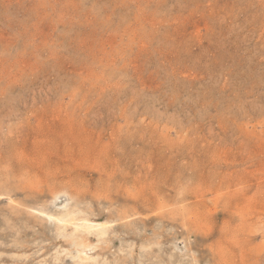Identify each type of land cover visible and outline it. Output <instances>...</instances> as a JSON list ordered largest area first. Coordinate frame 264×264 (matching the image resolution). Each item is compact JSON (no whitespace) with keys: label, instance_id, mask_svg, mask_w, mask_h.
I'll return each instance as SVG.
<instances>
[{"label":"rangeland","instance_id":"374dc122","mask_svg":"<svg viewBox=\"0 0 264 264\" xmlns=\"http://www.w3.org/2000/svg\"><path fill=\"white\" fill-rule=\"evenodd\" d=\"M81 263L264 264V0H0V264Z\"/></svg>","mask_w":264,"mask_h":264},{"label":"bare ground","instance_id":"6f19581e","mask_svg":"<svg viewBox=\"0 0 264 264\" xmlns=\"http://www.w3.org/2000/svg\"><path fill=\"white\" fill-rule=\"evenodd\" d=\"M60 198V197H59ZM69 206V205H68ZM75 210V209H74ZM72 211V210H71ZM79 213H80V210H78ZM39 212L41 214H43L44 216H47L48 219H56L57 223L58 222L61 224V225H64L65 226V229H66V226L68 227V225H70V227H72L71 225H73V223L76 221V217H74L73 215H71L70 213L68 215H64V216H53L52 214H50V212H47V211H40ZM66 212L68 213V211L66 210ZM75 216H78L79 218V215L77 214H74ZM88 219V218H87ZM87 219H83V226L79 225V224H75V230L79 229V228H82L84 230H87V232H90L91 230H96V229H108L110 228L109 225H103V224H93V223H90ZM80 220V219H79ZM55 221V220H54ZM81 221V220H80ZM59 227V226H58ZM74 228V227H73ZM60 229V228H59ZM76 232V231H75ZM100 233V232H99ZM102 234V233H101ZM72 235H75V234H72ZM103 235H106V233H103ZM81 247H86L84 244H81L80 245ZM78 248V247H77ZM77 258V257H76ZM79 258V257H78ZM72 259V258H71ZM80 259V258H79ZM78 261V260H77ZM88 261V260H87ZM96 261V260H95ZM82 264V263H81Z\"/></svg>","mask_w":264,"mask_h":264}]
</instances>
